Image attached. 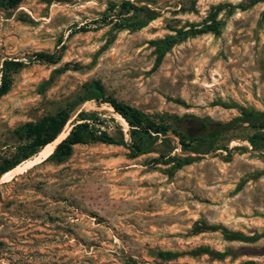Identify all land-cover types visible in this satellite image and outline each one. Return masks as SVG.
I'll return each mask as SVG.
<instances>
[{
	"label": "rangeland",
	"instance_id": "374dc122",
	"mask_svg": "<svg viewBox=\"0 0 264 264\" xmlns=\"http://www.w3.org/2000/svg\"><path fill=\"white\" fill-rule=\"evenodd\" d=\"M122 1L0 4V78L4 60L24 62L0 98V157L15 159L19 129L62 108L71 109L68 132L86 109L129 138L109 103L82 102L95 81L106 95L178 129L173 118L188 116L181 125L191 132L199 130L198 117L229 121L242 108L264 111V1L223 9L219 32L179 38L160 63L151 40L247 0H129L159 16L119 30L118 19H144L119 6L103 19ZM38 51L55 53L57 62L37 59ZM66 63L69 69L55 73ZM253 132L241 124L193 150L171 133L136 158L123 146L89 143L75 145L62 163L38 161L39 154L22 161L0 178V264H264V237L243 242L223 232L264 233V147L251 145ZM236 145L245 149L230 155L226 147ZM173 156L193 161L170 174L172 162L164 160ZM201 247L235 253L218 258ZM165 251L175 256H161Z\"/></svg>",
	"mask_w": 264,
	"mask_h": 264
},
{
	"label": "trees",
	"instance_id": "16d2710c",
	"mask_svg": "<svg viewBox=\"0 0 264 264\" xmlns=\"http://www.w3.org/2000/svg\"><path fill=\"white\" fill-rule=\"evenodd\" d=\"M22 1L23 0H0V4L16 6ZM44 1L51 2L54 0ZM262 1L264 0H247L245 3L239 5L229 3L221 4L203 23H191L187 28H180L175 30V33H170L162 38L151 40V45L155 47L157 61L160 63L164 59L167 51L174 46L179 38L207 32H219L222 21L218 19V14L223 9L229 7V10L231 11L234 8L240 7L245 10ZM117 6L122 10H133L137 14H142L144 16L143 20L132 21L129 17L118 19L115 24L119 30L142 28L159 16L155 10L150 9L146 5L140 6L129 0H124L119 5L111 3L103 16V19L109 20L111 18L110 13L113 12ZM35 56L37 59L49 63H56L58 60L55 53L46 51H38L35 53ZM23 66L24 62L21 60H4L3 66L1 67L2 76L0 78V98L7 94L12 87V73L16 72ZM70 67V63H66L63 67L57 68L55 73H61ZM73 68L79 69L81 66L76 64L73 65ZM90 92L91 94L88 97L83 98L82 102L95 99L99 104L104 102L109 103L114 108L115 112L119 113L127 121L129 126L127 133L129 138L126 137V132L118 123L115 124L113 129L106 126V121L101 117L99 111L82 109L77 112L76 117L71 122L69 134L57 144L54 151L44 160L45 162L52 161L55 163H62L72 155L75 145L89 143H105L123 146L129 150L130 157L136 158L143 154L155 151V146L160 140L165 143L169 142V135L171 133H175L180 137V143L184 148H190L193 150L206 144L212 146L222 134L230 132L236 129L239 125L245 123L254 130V132L248 136L251 145L255 149L264 147V111L242 108L241 114L229 121H214L209 117H198L196 120L199 124V130L191 132L187 131L181 125L188 116L173 118L175 124L178 127L183 128L178 129L166 119H156L140 108L132 106L115 97L106 95L105 88L100 81H95L91 84ZM70 119L71 109L62 108L56 113L46 115L36 122L26 123L18 131L23 142L17 147L16 158L11 160L8 157H0V178L4 173L15 168L22 161L39 154L47 144L56 140L65 130ZM179 130H185V132L181 131V133ZM226 148L230 155L234 152L245 149V147L238 145L232 148ZM160 156L162 155L160 154ZM160 160L161 159H155L156 162H160ZM192 161L193 158L190 156H173L165 159L164 163L168 164L172 162V165L168 167L167 170L170 174H174L175 171L192 163ZM223 232L228 239L243 242L256 241L264 237V233L247 235L241 231H232L227 228H223ZM199 250L213 254L218 258H224L235 253L234 251L214 252L208 247H201ZM160 254L161 256L168 258L175 256V253L171 251L161 252ZM243 264L260 263L254 260H247Z\"/></svg>",
	"mask_w": 264,
	"mask_h": 264
},
{
	"label": "bare ground",
	"instance_id": "6f19581e",
	"mask_svg": "<svg viewBox=\"0 0 264 264\" xmlns=\"http://www.w3.org/2000/svg\"><path fill=\"white\" fill-rule=\"evenodd\" d=\"M120 115V114H119ZM120 117L123 119L124 123L126 125L127 124V121L120 115ZM68 135V130L66 131H63L56 140H54L53 142L47 144L39 153V155L36 156V159L38 161H42L44 159H46L55 149V147L57 146V144L63 139L65 138L66 136ZM28 161H34L33 159H30ZM21 165V164H20ZM19 166V165H18ZM18 166H16L15 168L7 171L6 173L3 174V177H6V176H9L11 175L12 173H14V171L18 168Z\"/></svg>",
	"mask_w": 264,
	"mask_h": 264
},
{
	"label": "water",
	"instance_id": "95a60500",
	"mask_svg": "<svg viewBox=\"0 0 264 264\" xmlns=\"http://www.w3.org/2000/svg\"><path fill=\"white\" fill-rule=\"evenodd\" d=\"M68 134H69V132H68Z\"/></svg>",
	"mask_w": 264,
	"mask_h": 264
}]
</instances>
